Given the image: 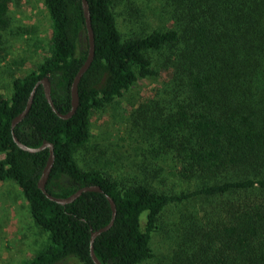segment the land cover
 <instances>
[{"label":"trees","instance_id":"trees-1","mask_svg":"<svg viewBox=\"0 0 264 264\" xmlns=\"http://www.w3.org/2000/svg\"><path fill=\"white\" fill-rule=\"evenodd\" d=\"M120 0H86L94 55L71 107L70 87L86 59L88 40L81 0H42L51 25L49 48L35 67L11 75L9 98L0 91V181L15 183L46 242L20 264H58L74 257L95 264H140L153 257L151 238L169 206L178 207L169 264H264V0H161L164 28L122 32ZM12 0H0V61L7 48ZM166 24H169L168 26ZM158 80L128 115L129 139L141 162L113 175L76 155L89 142L94 111L115 108L138 79ZM54 160L48 193L67 197L98 185L68 204L48 199L37 183L49 150ZM127 146L124 144L123 147ZM169 178L184 184L169 187Z\"/></svg>","mask_w":264,"mask_h":264},{"label":"rangeland","instance_id":"rangeland-1","mask_svg":"<svg viewBox=\"0 0 264 264\" xmlns=\"http://www.w3.org/2000/svg\"><path fill=\"white\" fill-rule=\"evenodd\" d=\"M11 27L6 32L7 48L0 61V91L10 97L11 75L22 76L35 67L49 48L50 19L42 0H12ZM161 0H120L115 8L119 29L133 33L166 27L161 23ZM167 26L169 24H166ZM158 80L140 78L119 99L115 108L94 111L90 117L91 136L76 155L81 167L94 165L113 175L129 172L141 157L130 143L128 115L142 99L150 95ZM124 144L127 146L123 147ZM1 158V155H0ZM169 187L179 190L184 184L169 178ZM28 205L19 187L12 181H0V264H20L45 244L46 233L32 221ZM179 208L169 206L159 219L151 238L153 257L140 264H169L172 235H175ZM58 264H79L69 257Z\"/></svg>","mask_w":264,"mask_h":264},{"label":"water","instance_id":"water-1","mask_svg":"<svg viewBox=\"0 0 264 264\" xmlns=\"http://www.w3.org/2000/svg\"><path fill=\"white\" fill-rule=\"evenodd\" d=\"M81 1H82V8H83V15L85 18V27H86V32H87L88 53H87L85 61L83 62L81 67L76 72V74L73 78V81L71 83V87H70L71 107H70L69 111L63 114V113H60L54 107L52 99H51V95H50V81L47 77H43L42 79H40L36 82L34 88L30 92L24 109L17 116H15L14 119L12 120V128L18 122H20L25 117L27 112L29 111L31 103H32L35 88L39 84L42 85L45 98H46L48 104L50 105L51 109L57 114V116L64 118V119H67V118L71 117L73 115V113L75 112L76 107L78 105V92H77L78 83H79L82 75L84 74V72L90 66L92 59H93V55H94V39H93V33H92L91 25H90V15H89V10H88V5H87L86 0H81ZM12 134H13V141L22 150H25L28 152H37V151L42 150L44 148H48V150H49L48 158L46 160V164L43 168V171H42L40 178L38 180V183H37L38 188L45 194V196L48 199H50L56 203L64 205V204H68V203L72 202L74 199H76L78 196H80L83 192L94 191V192L102 193V190L98 185H88V186H83V187L77 189L72 194L68 195L67 197H55V196L51 195L50 193H48L46 191L45 184H46V181L48 179V176H49L52 164H53V160H54L53 145L51 143H48L47 141H43V143L39 147H29V146L23 144L22 142H20L14 133H12ZM106 198H107L109 205H110V208H111V218L106 225H104V226H102L96 230H92L90 233V256H91L92 261L95 264H101V263L96 258L94 251H93L94 239L98 235H100L102 232L108 230L112 226L113 221H114V217H115V212H116L115 205H114L112 198H110L108 195H106Z\"/></svg>","mask_w":264,"mask_h":264}]
</instances>
